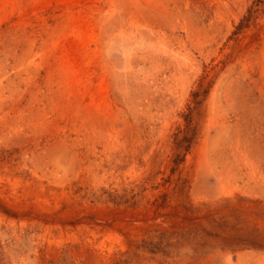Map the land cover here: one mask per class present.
<instances>
[{"label": "rangeland", "instance_id": "obj_1", "mask_svg": "<svg viewBox=\"0 0 264 264\" xmlns=\"http://www.w3.org/2000/svg\"><path fill=\"white\" fill-rule=\"evenodd\" d=\"M0 264H264V0H0Z\"/></svg>", "mask_w": 264, "mask_h": 264}]
</instances>
